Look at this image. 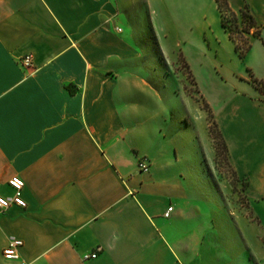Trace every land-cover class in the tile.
<instances>
[{"label": "crops", "instance_id": "1", "mask_svg": "<svg viewBox=\"0 0 264 264\" xmlns=\"http://www.w3.org/2000/svg\"><path fill=\"white\" fill-rule=\"evenodd\" d=\"M195 1L206 5L201 17L179 8ZM227 1L263 25L247 55L264 80V0ZM132 4L0 0V196L13 194L8 179L17 175L26 201L0 210V264H251L216 228L213 201L198 197L203 156L182 150L180 119L177 127L165 119L162 66L147 53L148 39L132 22L134 9L141 22L143 13ZM169 15L184 28L178 41L187 49L199 40L193 29L208 24H219L234 46L216 0H174ZM243 90L222 97L212 114L258 203L264 92ZM141 158L147 172L138 169ZM11 238L22 240L17 259L2 254Z\"/></svg>", "mask_w": 264, "mask_h": 264}, {"label": "rangeland", "instance_id": "2", "mask_svg": "<svg viewBox=\"0 0 264 264\" xmlns=\"http://www.w3.org/2000/svg\"><path fill=\"white\" fill-rule=\"evenodd\" d=\"M132 2L143 13L141 22L137 20L138 10L134 9L132 22L142 28L138 34L148 39L145 48L149 57L162 66L159 69L165 84L159 83L157 88L166 105L165 119L175 122V127L180 119L179 132L185 143L182 150L203 156V174L197 177L198 197L213 201L214 224L228 231L229 246L235 248L234 252L243 247L245 262L264 263V197L257 198L258 203H251L248 180L236 175L212 114L221 98L234 91L247 87L264 91V80L253 70L251 54L247 55L252 41L242 57L226 40L219 24H208L203 30L193 29L199 40L190 41L191 49H187L186 41H178L184 28L176 27L169 15L174 0ZM197 2L191 5L182 2L179 8L194 10L193 15L201 17L206 5L201 2L197 9L194 7ZM242 222L244 237L237 230Z\"/></svg>", "mask_w": 264, "mask_h": 264}, {"label": "trees", "instance_id": "3", "mask_svg": "<svg viewBox=\"0 0 264 264\" xmlns=\"http://www.w3.org/2000/svg\"><path fill=\"white\" fill-rule=\"evenodd\" d=\"M216 2L221 16V24L234 43L235 50L243 57L251 47V39L260 37L263 25L251 14L247 6H244L238 11H234L229 6L227 0H216ZM244 34H246V37ZM222 143L227 152V147L223 139Z\"/></svg>", "mask_w": 264, "mask_h": 264}, {"label": "built area", "instance_id": "4", "mask_svg": "<svg viewBox=\"0 0 264 264\" xmlns=\"http://www.w3.org/2000/svg\"><path fill=\"white\" fill-rule=\"evenodd\" d=\"M21 61L25 67L29 68L33 66L31 54L24 55L21 58ZM138 169L142 172H147L149 170V165L146 158H141L138 161ZM8 185L13 190V194L11 196H0V210L8 208L11 204H14L20 208H25L26 201L21 194V191L24 187V180L21 177L14 175L8 179ZM172 209L173 206L170 205L165 211V216H168L172 211ZM21 245H22L21 239H17V238L9 239L7 245L3 248L2 251L3 257L6 259H17L19 257V248L21 247ZM94 257H96L95 252L83 256L84 259L94 258Z\"/></svg>", "mask_w": 264, "mask_h": 264}]
</instances>
